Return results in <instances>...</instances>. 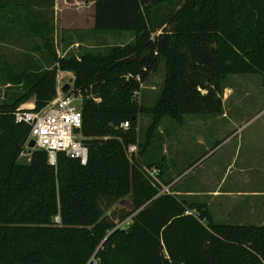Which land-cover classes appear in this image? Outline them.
<instances>
[{
	"label": "trees",
	"instance_id": "trees-1",
	"mask_svg": "<svg viewBox=\"0 0 264 264\" xmlns=\"http://www.w3.org/2000/svg\"><path fill=\"white\" fill-rule=\"evenodd\" d=\"M93 29L132 39L60 57L45 36L49 68L6 71L22 91L0 102V264H264V224L215 221L144 159L163 117L182 125L185 115L221 114L224 76L264 74V0H94ZM160 63L159 96L142 106L140 86ZM58 71L73 73L69 95L82 98L86 163L60 152L52 166L40 149L19 162L29 126L13 113L52 100ZM125 199L131 208L115 209Z\"/></svg>",
	"mask_w": 264,
	"mask_h": 264
},
{
	"label": "rangeland",
	"instance_id": "rangeland-1",
	"mask_svg": "<svg viewBox=\"0 0 264 264\" xmlns=\"http://www.w3.org/2000/svg\"><path fill=\"white\" fill-rule=\"evenodd\" d=\"M8 5L14 11L13 15L18 20L15 25L19 26V28L8 32L7 45L4 43V36L0 37V102L12 93L17 94L22 91V85H13L7 81L6 71L8 68L15 72L23 70L26 66L44 69L43 64H47L46 59H49L46 67L49 66L51 59V55L44 46L45 40H48L47 38H42L43 42L41 45H38L35 37L31 39L23 38L26 31L23 30V27H20L21 23L19 20L21 18L25 19L26 13L22 14L21 8H16V6L21 5V0H12V3ZM76 17L75 23L84 22L83 15H76ZM13 25V23L10 24V26ZM63 25L65 23L61 24V38L65 40L61 41V45L59 43L55 45L52 42L56 53L60 57L70 54L80 55L89 51L104 53L111 46L122 45L130 42L132 39L130 32H99L92 29L94 33H97L93 35V44L83 43V39H81L79 41L82 44L70 46L72 41L65 38L70 32L65 33L64 31L66 30H64ZM21 31L24 32L22 35ZM67 31L71 30L67 29ZM32 32L33 36L38 35L37 30ZM80 32L79 30H74L73 34L80 39ZM84 36L89 37L90 33L87 32V34H83ZM26 54L29 56V60L24 57ZM62 72H65L66 77L74 80L72 72ZM163 78L164 65L160 63L156 71L152 72L146 81L141 84L140 91L137 94L139 104L145 107L153 105L159 96ZM67 82L68 79L65 83ZM72 84L73 82L70 83V89L72 88ZM63 86L61 85V87ZM221 99L223 105L221 114L185 115L182 125H178L169 117H163L160 121L154 141L144 159L147 162L153 161L156 164H160L164 170V179L170 180L174 178L172 190L177 194L182 195L184 191H193L190 194L191 196L188 197L198 200L196 196L198 190L214 188L213 173L209 171L217 167V178L219 175L221 177L227 165L231 161L232 163L235 162L237 159L236 166L232 168L226 184H231L232 177L234 176H238L240 179L243 176L255 178L261 173L260 164L264 160V74H231L224 76L222 79ZM31 102L34 104L33 98L24 105ZM73 105L78 111H81L82 98L80 96L76 97ZM149 122V114L143 113L139 116V140L143 138ZM220 143L223 144L221 145ZM24 151L18 156L19 162H26L29 159ZM253 151L256 153L252 161L255 168L253 166L251 168L254 171L249 172L248 169H245L242 173L238 172L237 168L246 162V158ZM207 154L209 157L203 164V168H198L202 164V158ZM258 165L259 167H257ZM260 184L263 186L264 183ZM260 184L253 180L250 186L247 183L245 187L240 184L237 186L249 189L256 188L257 185L261 186ZM202 197L200 196V198ZM114 207L115 209L124 208L127 210L131 208L127 199L116 203ZM214 216L217 218L215 221H218L220 217H218V213L213 214V218Z\"/></svg>",
	"mask_w": 264,
	"mask_h": 264
},
{
	"label": "crops",
	"instance_id": "crops-1",
	"mask_svg": "<svg viewBox=\"0 0 264 264\" xmlns=\"http://www.w3.org/2000/svg\"><path fill=\"white\" fill-rule=\"evenodd\" d=\"M10 3H12V0H0V37L2 35L4 36L3 39H5L4 43L6 45L8 32H12V29L19 28V26L15 25L18 20L13 15V9L8 5ZM61 4L62 0H21V5L18 7L16 6V8H21L22 14L26 13L25 19L21 18L19 20L21 23L20 27H23V30L26 31L23 38L31 39L35 37L38 45H41L43 42L42 37L47 36V38H51V41L54 42L55 45L58 43L61 45V41L65 40L61 38V24L65 23L63 28L66 31L64 32H70L65 38L72 41L70 46L79 45L82 44V42L93 44V35L97 34L92 31L94 27V0H63V4ZM76 15H83L84 22L80 21L81 23H75L77 18ZM11 23L14 25L10 26ZM67 29H70L71 31H67ZM34 30L38 31L37 36H33L32 31ZM74 30L81 31L79 35L80 39L73 34ZM47 32L50 34L47 35ZM87 32L90 33V36L83 37V34H87ZM23 33L24 32L21 31V35ZM81 39H83L82 42L79 41ZM24 57L28 60L30 59L27 54L24 55ZM46 60L48 64L49 59ZM47 64H43L44 69L50 67H46ZM69 78L70 77H66L65 72L58 71L56 75V83L57 85L59 83H64ZM26 105L32 106L34 104L31 102ZM220 144L222 145L223 143ZM254 154L256 153L253 151V153L246 158V162L243 163L241 167L237 168L238 172L242 173L245 169H248L249 172L254 171L251 169L252 166L255 168V165L252 164V161L255 158ZM208 157L209 155L207 154L202 158V164H200L198 168H203V164ZM237 160L233 163L231 161V163L227 165L226 170L221 177L219 175L217 178V167L210 170L209 172L213 173L214 188L198 190L196 192L197 199L200 200L204 197L200 201L207 204L212 215L218 213V217L220 216L218 218L219 222L264 224V184L263 186L260 184L264 183V160L260 164L261 173L259 176L255 178L243 176L242 179L238 176H234L232 177L231 184H226L232 168L236 166ZM257 167H259V165ZM238 172L237 174H239ZM253 180L258 182L261 186L257 185L256 188L244 189L246 183L250 186ZM239 184L244 187L239 188L237 186ZM200 196L203 197L200 198ZM215 216L214 219L217 220Z\"/></svg>",
	"mask_w": 264,
	"mask_h": 264
},
{
	"label": "built area",
	"instance_id": "built-area-1",
	"mask_svg": "<svg viewBox=\"0 0 264 264\" xmlns=\"http://www.w3.org/2000/svg\"><path fill=\"white\" fill-rule=\"evenodd\" d=\"M64 84L65 82L57 85L54 98L40 110H36L34 105L22 104L13 113L15 123H24L29 126L26 150L28 142L34 140V149L45 151L48 163L52 166H56L57 154L60 152L68 157L78 159L82 164L86 163L88 156V149L82 142L79 133L82 124L81 111H78L73 105L76 97L62 92L61 85ZM127 126V123L123 124V127ZM26 150L24 152L29 157L30 153H27ZM128 152L136 154L137 146H129ZM146 171L153 181L160 183L157 168ZM160 192H169V187L162 185ZM191 213V211H185V214Z\"/></svg>",
	"mask_w": 264,
	"mask_h": 264
},
{
	"label": "water",
	"instance_id": "water-1",
	"mask_svg": "<svg viewBox=\"0 0 264 264\" xmlns=\"http://www.w3.org/2000/svg\"><path fill=\"white\" fill-rule=\"evenodd\" d=\"M73 82V79L72 78H69L68 79V82L64 84L63 88H62V92L63 93H69V90H70V83ZM34 146H35V143H34V140H30L27 144V150L26 152L27 153H31V151L34 149Z\"/></svg>",
	"mask_w": 264,
	"mask_h": 264
}]
</instances>
